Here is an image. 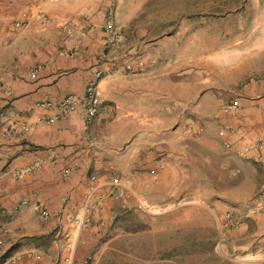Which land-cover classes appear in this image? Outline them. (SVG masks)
<instances>
[{"label": "crops", "instance_id": "0c3cea01", "mask_svg": "<svg viewBox=\"0 0 264 264\" xmlns=\"http://www.w3.org/2000/svg\"><path fill=\"white\" fill-rule=\"evenodd\" d=\"M152 2L0 0V264H78L88 258V264H112L120 210L166 188L181 187L193 198L189 173L196 162L195 190L210 188L206 205L222 233L216 251L221 257L231 253L232 264H264V215L242 217L249 199L264 196V149L240 157L223 145L264 139V64L256 71L264 53V17L257 42L252 12L264 0H195L185 17L160 21L161 29L142 21ZM110 8L125 39L118 55L135 52L145 62L155 60L144 72L101 60ZM16 21L22 26L16 28ZM228 36L238 38L225 42ZM33 67L38 70L32 79ZM91 81L98 83L103 115L86 122L79 107L45 122L54 111L39 103H58L69 94L82 99ZM233 102L238 112L224 114L221 109ZM6 125L14 127L13 135L3 134ZM225 127L232 130L220 137ZM211 151L216 175L209 184ZM55 154L61 157L54 160ZM40 159L39 171L13 175ZM65 167L72 168L69 175ZM91 175L98 178V193L109 191L111 177H121L126 197L95 196L96 207L84 214ZM21 201L27 203L17 206ZM38 202L48 218L40 216ZM229 210L239 221L235 230L225 225ZM137 258L139 264L169 261L154 253Z\"/></svg>", "mask_w": 264, "mask_h": 264}, {"label": "rangeland", "instance_id": "374dc122", "mask_svg": "<svg viewBox=\"0 0 264 264\" xmlns=\"http://www.w3.org/2000/svg\"><path fill=\"white\" fill-rule=\"evenodd\" d=\"M195 0H156L150 3L147 16L142 17L150 27L159 28L160 21H173L181 19L190 12ZM225 10H231L233 5L224 4ZM251 7V5H250ZM257 25L255 41L260 42L263 37L261 26L264 17V5L255 4L252 8ZM160 22V23H159ZM152 25V26H151ZM158 30V29H157ZM159 31V30H158ZM260 33V34H259ZM214 38V37H212ZM238 37H225V42L232 43ZM264 38V37H263ZM240 40L247 42V36H240ZM225 55L238 54V52H225ZM247 54V53H245ZM256 60L257 73L263 70L264 53H260ZM199 153V152H198ZM213 156V157H212ZM198 158V154H196ZM212 157V158H211ZM201 164L196 162L191 168L190 177L193 186V198H187V193L181 187L176 189L155 190L150 196L144 198L147 202L154 204L175 205V209L162 214H150L140 207L123 208L116 217L117 228L115 229V240L113 247L115 255L111 260L112 264H139V258L149 257L151 253L157 254L162 260L160 264H232L231 253L227 257H221L216 251L219 231L216 227V217L206 205L211 197L208 193L210 188L195 190L199 177L197 167ZM209 181L216 175L214 153H208L206 162ZM170 192V194H167ZM185 201L182 202V200ZM151 200V201H150ZM181 202V203H180ZM177 203H180L177 205ZM135 207V206H134ZM143 226L144 229L135 233H129L125 227ZM163 255V256H162Z\"/></svg>", "mask_w": 264, "mask_h": 264}, {"label": "built area", "instance_id": "2783aa9c", "mask_svg": "<svg viewBox=\"0 0 264 264\" xmlns=\"http://www.w3.org/2000/svg\"><path fill=\"white\" fill-rule=\"evenodd\" d=\"M114 12L113 9L110 8L108 11L107 20L104 24V32H105V50H103L100 54V58L104 62H110L113 66L121 67L126 72L131 73H141L147 70L150 66L155 64V60L152 59L149 62H145L141 55L138 53H122L118 55L117 51L121 49L124 45V34L122 29L117 26L113 20ZM16 28L22 26L20 21H16L14 23ZM63 30L67 34H71V29L65 25H63ZM63 52L60 54L62 55ZM118 65V66H117ZM38 68L33 67L30 70V77L33 79L36 77ZM102 77V71H98L96 73V78L99 79ZM43 109L52 110L54 111L53 114L47 117L45 120L46 123H53L56 120L66 118L74 111H76L79 107L84 110L85 113V120L86 122H90L96 116L103 115L106 111V107L102 105L101 101V94L98 87V83L96 81H91L86 86V96L84 98H79L76 95L69 94L66 95L61 99L58 103H53L51 101H44L38 104ZM224 114H234L238 112V106L236 102H233L229 105H225L222 109ZM14 127L12 125H6L3 128V134L10 136L14 134ZM24 132L29 130L28 125H24L22 127ZM232 130V127H225L219 131L220 137H225L228 131ZM225 149H232L238 156L246 157L253 151L260 152L264 149V139L260 137H254L252 140H248L247 142L241 144L240 146H236L234 143L229 141L224 142ZM60 154L54 155V160L60 158ZM99 162V160H96ZM42 167V160H38L30 166L25 167L24 169H19L17 171H13V175L17 177H21L23 174L30 172V171H39ZM111 169L112 166H109ZM72 168L65 167L63 169L64 175H69ZM239 170L233 171V174H237ZM98 178L96 175L90 176L91 184L83 196V213H89L91 209H94L96 205L92 203L93 199L98 198V200L102 201L104 199L110 200H121L126 197L127 195V187L126 184L123 182L121 177L113 176L108 181L109 191L105 193H98ZM185 199L182 200V202ZM26 201H21L17 206L26 204ZM138 207L142 208L144 211L150 214H162L172 209H175V205L169 204H154L147 202L144 198H137ZM181 203V202H180ZM180 203H177L179 205ZM36 208L40 212V216L43 219L49 217L48 210L44 207V205L40 202L36 204ZM246 213L242 217H248L250 215H264V196L262 194H257L251 199H249L246 203ZM225 225L229 228V230H235L238 227L239 221L233 217L232 211H227L224 214ZM224 225V226H225ZM222 233H219L218 242L221 241ZM2 246V241L0 239V248ZM89 258L83 262L78 264H88Z\"/></svg>", "mask_w": 264, "mask_h": 264}, {"label": "trees", "instance_id": "16d2710c", "mask_svg": "<svg viewBox=\"0 0 264 264\" xmlns=\"http://www.w3.org/2000/svg\"><path fill=\"white\" fill-rule=\"evenodd\" d=\"M125 228H126L125 230L127 232H129V233H135L137 231H140V230H143L144 229V227L143 226H140V225H136L135 227H132V228H130V227H125Z\"/></svg>", "mask_w": 264, "mask_h": 264}]
</instances>
